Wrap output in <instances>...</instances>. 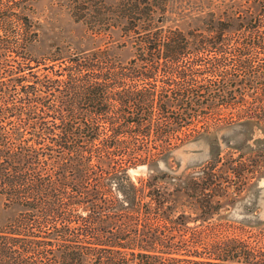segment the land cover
I'll return each instance as SVG.
<instances>
[{
    "label": "trees",
    "instance_id": "trees-1",
    "mask_svg": "<svg viewBox=\"0 0 264 264\" xmlns=\"http://www.w3.org/2000/svg\"><path fill=\"white\" fill-rule=\"evenodd\" d=\"M64 2L91 47L36 55L32 0H0V197L14 209L0 227V264H264L256 235L214 239L212 261L197 250L170 255L183 213L171 218L158 186L144 190L128 171L155 170L179 140L235 103L241 113L225 121L238 136L222 153L206 128L211 160L185 184L200 193L213 178L224 188L244 184L243 172L264 162V0ZM185 10L202 14L200 26L166 22ZM113 32L129 42L128 58L109 52ZM218 160L225 170L215 175ZM206 190L203 213H217Z\"/></svg>",
    "mask_w": 264,
    "mask_h": 264
},
{
    "label": "rangeland",
    "instance_id": "rangeland-1",
    "mask_svg": "<svg viewBox=\"0 0 264 264\" xmlns=\"http://www.w3.org/2000/svg\"><path fill=\"white\" fill-rule=\"evenodd\" d=\"M64 4V0H32V13L37 29V38L33 43L32 51L36 55L47 53L55 48L59 49L61 53L67 54L82 52L91 47L85 26L69 16ZM184 12L179 16L173 12L170 13V19L166 22L183 30L191 26H200L201 20L198 17L202 14L187 13L186 10ZM111 38H109L111 40L108 43L109 52L116 54L120 59L128 58L132 53L129 42L125 41L124 45H120L122 38L117 36L116 32H113ZM212 53L213 51H205L206 56L212 55ZM57 63H54V67H57ZM228 67L225 66L223 69ZM204 77L213 79L215 75L206 72ZM244 98L246 103L252 104L249 96ZM240 107V103H235V105H230L223 110V116H220L221 120L219 121L225 124L219 123V121L212 122V119H210L204 129L203 125L199 128V134L193 132L179 140L166 160L159 159L157 161L155 170H150L145 164L130 167L128 170L135 182H137V178H142L145 183L144 190L148 189L149 186L147 185L152 183L150 185L158 186L159 191L168 197L173 209L171 218L183 213L179 223H175V227H179V230L173 233L170 255L188 257V253L197 250L204 257L202 260H205L210 256L207 246L214 239L236 237L253 242L252 236H264V222L256 226L252 225L256 221L264 220V174L257 178L259 172H264V162L252 173L243 172L242 175L246 174L249 177L244 184L236 180L231 185L227 183V188H224L225 182L222 179L218 178L219 182L217 178H213V182L206 189L214 193L211 203L218 201L217 213H203L204 206L198 201L205 198L203 194L204 191H207L206 189L203 193H200L199 187L197 189L188 188L189 185L194 186L195 184L192 181L198 179L195 176L196 174L192 175L191 173H194L193 171L200 169L211 160L208 154V142L203 140L202 137L203 132L206 128L215 131L216 143L220 146L222 153L225 152L228 149L226 147L227 143L233 142L234 137L238 136L239 130L238 126L226 123L225 120L229 119L231 113V120H236V111L241 113L239 111ZM11 118L13 119V117ZM46 119H49V117H46ZM211 123L216 125L207 126ZM199 136L202 139L198 138ZM150 142L152 141L150 140ZM235 153L233 152V154ZM222 161H216L215 175L224 173L225 166ZM251 169L253 170V167ZM192 177L195 180H192ZM187 178L192 180H189L188 185L185 184ZM212 187L214 188L212 189ZM13 210V207L5 208L0 197V227L6 217L12 214ZM154 245L153 249L156 253L159 252L158 250L164 249L159 243ZM151 251L153 252V250ZM207 260L212 261L213 259ZM183 264L190 263L184 261ZM237 264L241 263L237 262Z\"/></svg>",
    "mask_w": 264,
    "mask_h": 264
}]
</instances>
